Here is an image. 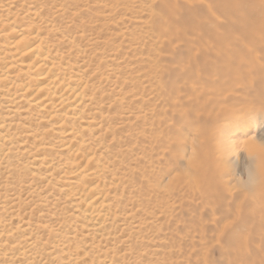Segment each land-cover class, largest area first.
Here are the masks:
<instances>
[{
  "label": "rangeland",
  "instance_id": "374dc122",
  "mask_svg": "<svg viewBox=\"0 0 264 264\" xmlns=\"http://www.w3.org/2000/svg\"><path fill=\"white\" fill-rule=\"evenodd\" d=\"M147 2L150 1L29 0L14 4L9 10L11 15L18 14L19 21L24 18L25 23H37L45 45L54 55L72 63L73 73L86 71L87 91L93 93L98 102L102 97L100 105L93 108L96 113L93 125L99 129L91 131L100 138L88 144L96 146L95 153H102L109 164L106 182L114 176L122 180L121 185L109 192V199L119 203L118 210L122 214L118 212L117 219L108 223L109 231L105 233L112 234L106 237L108 240L98 234L92 236L84 227L81 229L83 223L72 200L64 198L62 185L70 181L56 179L62 177L60 173L64 168L62 165L56 167V163L63 164L66 158L55 141L56 131H49L54 122L42 121L33 115L26 120L19 118L21 111L13 113L5 104L6 100L0 97V121L9 126L7 131L11 135L10 141L3 146L8 152L0 164V231L18 227L5 243L7 252L0 251V264H20L21 257L16 254L19 248L12 249V246L15 240L23 241L25 238L21 236L30 234L32 243L36 242L31 247L34 259L25 264H72L74 258L67 254V247H76L77 253H85L91 264H258V261L264 264V221L260 222L264 220V206L255 202L253 195L257 185L244 183L254 158H249L243 148L253 137L264 140V124L255 133L249 130L242 134L240 125L231 127L225 123L222 129L212 132V136H216L212 144L216 147L233 142L236 152H230L226 146L225 155L218 149L206 156L204 143L209 134L203 138L199 135L211 120L199 123L191 119L189 125L184 124V120L180 122V114H192L187 105L192 97L185 92L188 85L178 84L182 91L180 101L173 102L168 96L172 82L169 77L180 65H187L183 44L178 39L170 47L160 43L153 27L160 12L157 4L146 6ZM232 2V5L227 1L221 3L228 10L218 17L221 32L238 39L243 32L261 31L262 34L264 8L261 7L259 13L252 12L261 6L259 1ZM59 5L63 7L60 13L55 8ZM205 7L199 3L190 9L196 10L204 21L208 17ZM33 9L41 12L39 20L27 18L25 11ZM1 11L5 10L0 7L3 13ZM174 18L175 31H186L188 37L193 38L187 9L184 7L176 12ZM2 40L0 34V48ZM244 43L251 44L248 40ZM260 47L249 49L259 52ZM92 72H95L94 77L88 78ZM95 77L102 80L98 82ZM174 103L179 106L178 113L173 110ZM246 117L241 114L237 119ZM72 122L74 119L67 117L66 123ZM46 131L53 135L47 136ZM41 142L52 146L47 145L51 148L41 153L33 151ZM98 142L101 143L97 145ZM42 153L48 160H54L56 170L48 173L44 165L32 159ZM198 154L202 164L209 158L220 169L227 166L226 177L222 179L228 182L226 190L219 183H210L213 173L206 175L203 165L190 169V160L193 157L197 160ZM197 174L198 185L194 183ZM149 176L157 179L153 180V186L160 184L151 199L154 202L162 197L161 206L165 210L157 202L148 204L147 197L142 195L141 183H146ZM176 177L179 178L176 186L169 187ZM209 183L212 185L207 188ZM230 194L234 195L233 200ZM237 196L241 198L238 200ZM241 203L243 208L239 214L237 205ZM129 215L132 219L126 218Z\"/></svg>",
  "mask_w": 264,
  "mask_h": 264
},
{
  "label": "bare ground",
  "instance_id": "6f19581e",
  "mask_svg": "<svg viewBox=\"0 0 264 264\" xmlns=\"http://www.w3.org/2000/svg\"><path fill=\"white\" fill-rule=\"evenodd\" d=\"M27 1L29 0H0V7L5 10L1 11L3 13H0V34H2L3 39V47L0 48L2 52H0V97L6 100L5 104H7V107L13 113L21 111L19 118L26 120V118L28 119L33 115L39 117L38 119L42 121L54 122L49 126L51 129L49 131H56L57 138L55 141L60 145L63 155L66 158L63 164L56 163V167L64 166L62 173H60L62 177H56V179L65 182L67 180L70 181L69 184L66 185L65 183L62 185L64 198L66 200H72L71 204H74L76 212H78V217L81 218L83 223L80 226L81 229L84 227L93 234L92 236L98 234L101 238L103 237L105 240H108L106 237L108 236L107 238H109L112 236L111 232L105 233L109 231V227H107L108 223L114 222L119 212V203L109 199V192L121 185L122 180L114 176L111 181H108L109 183L106 182L105 175L109 164L102 158V153L99 155L95 153L94 149L96 146L91 147L88 144L100 138L99 136L92 135L91 131L95 128L99 129L97 125H93L96 121V113L93 108H95L94 105H100L102 97L98 98V102V100L96 101L93 98L95 95L87 91L89 82L84 77L86 71L83 73L80 71L73 73L72 63L63 61L62 56L58 57V55H54V52L45 45V40L41 37L37 23L32 22L28 24L23 21L24 18H21L19 21L18 14L11 15L9 10L13 8L14 4H19V2H22L20 4H24ZM34 1L36 0H30V2ZM149 1L147 4H157L156 8L160 12L158 19L153 23L154 29L158 32L160 43L170 47L173 41L178 39L183 44L186 53L187 65H180V69L169 77L172 82L171 91H168V96L173 102L180 101L179 96L182 91L178 84L181 82L184 85H188V88H185V92L192 97V101H190L193 103L191 104L189 101L187 104L190 106L192 114H180V122L184 120L183 123L189 125L192 123L191 119L199 123L210 119L211 124L209 125L207 123L206 130L199 135V138H203L204 135L209 134V137L205 141L206 143H204L206 156H211L218 149H222L223 155H225L224 148L226 146L230 152L233 151L235 153L237 149H235L236 145L233 142H229V144L224 146L219 144L215 147L212 144V140L216 136H212V132L222 129L225 123H229L231 127L236 124L240 125L242 134H247V132H250L249 130L255 133L264 124V32L262 34L260 33L261 31L258 33L243 32V36H241L242 40L238 39L239 37L236 38L227 33H222L219 27L218 17L221 13H227L228 10L221 3L227 1L231 4L232 0ZM258 1V4L261 6L257 10H252V12L257 11L259 13L262 9L261 7L264 8V0ZM199 3L205 4V10L208 13V17L204 21H202L203 19L200 20V16L196 10L190 9L193 4ZM147 4L146 6H149ZM18 7L21 8L22 5ZM18 7L16 10L19 9ZM184 7L191 17L189 25L192 30L191 34H194L193 38L188 37L186 31H175L174 17L176 12L181 11ZM55 8H57L58 13L63 11V7H60V5ZM25 12L27 13V18L33 21L41 18L39 9L26 10ZM254 23L256 22L254 21ZM16 24H20V26ZM81 37H83V34ZM164 39L166 41H163ZM244 40L250 41L252 45L244 43ZM251 46H261L259 48L260 51L256 52L257 49L254 51L249 49ZM55 52L57 53L59 51ZM258 53L262 56H259ZM114 54L116 53L114 52ZM83 65L84 62L81 66ZM86 69L88 70L89 68L86 67ZM94 73L92 72L88 78L94 77ZM96 80L100 82L102 79L96 78ZM178 107L174 103V112L178 113ZM241 114L247 117L237 119ZM67 117L73 118L74 122L67 124ZM220 122L223 124L220 125ZM5 124V121H0V130L2 132L0 134V164L8 152V150L3 149V146L11 138V135L7 131L9 126L6 127ZM46 133L49 137L53 135L48 131ZM47 136L46 138H48ZM28 138L30 140L33 139L30 134H28ZM33 142L35 143V139H33ZM100 143L98 142L97 145ZM47 145L52 146L48 143L41 142L35 145L33 151L35 150L39 153L44 152L46 149L51 148ZM243 145V148H246L245 150L249 154V158H254V162H252L248 169V174L250 171L256 174V182L253 184L255 186L257 185L255 188L256 193L253 195L256 199L255 202L257 205L264 206V140L253 137ZM233 153L231 154L234 155ZM198 156L197 160L194 157L192 158L193 160L191 159L192 161L190 160V169L203 165L202 168L206 175L213 173L210 183H219L226 190L228 182H223L222 179L226 177L227 166L225 165L223 169H220L216 162L209 158H205L204 164H202L201 156L199 154ZM32 159H37L39 162L38 165H44L48 173L51 170H56V168H53L54 160H48L45 153ZM196 177L197 180L194 183L198 185V174ZM232 177L234 179L236 178L234 175ZM153 180L149 176L146 183H141L142 195L147 197L148 204L153 202L151 196L152 193H155L154 189L160 186V184L153 186V182H156L157 179ZM178 180L179 178L177 177L173 179L169 187L176 186L175 184L178 183ZM180 183L182 182L179 181ZM210 183L207 184V188H210V185H212ZM148 190L151 191V194ZM230 195L231 200H233L234 195ZM245 196L243 199H245ZM240 198V196H237L238 200ZM157 199H154V202H157L156 204L159 203L161 206L164 199L162 197L161 200L160 198ZM164 208L162 207V210ZM241 208H243L242 203L237 205L239 214ZM119 213L122 214L121 211ZM126 218L132 219L130 215ZM262 221L264 220L261 219L260 222ZM225 229L227 230V228ZM15 230H18V227L14 229L10 228L7 231L3 229L0 231V251L7 252L5 243L9 237L14 235ZM4 236H6V239L3 240ZM30 236H21V238L25 239L19 242L15 240L12 246V249L18 250L19 248L16 254L21 257L18 261L20 264H25L29 260L34 259L32 258L34 254L31 251V247L36 242L32 243ZM67 250V254H71L70 256L74 258L72 264H91L85 253H77L78 249L76 247H67ZM237 251L240 250L238 249ZM258 264H261V261H258Z\"/></svg>",
  "mask_w": 264,
  "mask_h": 264
},
{
  "label": "clouds",
  "instance_id": "9594fccd",
  "mask_svg": "<svg viewBox=\"0 0 264 264\" xmlns=\"http://www.w3.org/2000/svg\"><path fill=\"white\" fill-rule=\"evenodd\" d=\"M255 182H256V174L250 171L249 174H248V179H247V181H245L244 183H245L247 186H251V185H253Z\"/></svg>",
  "mask_w": 264,
  "mask_h": 264
}]
</instances>
